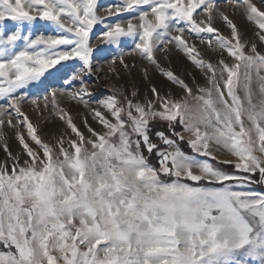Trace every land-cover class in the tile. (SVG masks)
I'll return each instance as SVG.
<instances>
[{"label":"snow or ice","instance_id":"6c2138e0","mask_svg":"<svg viewBox=\"0 0 264 264\" xmlns=\"http://www.w3.org/2000/svg\"><path fill=\"white\" fill-rule=\"evenodd\" d=\"M225 4L231 13L219 0H0V264H264V192L249 187L264 184V0ZM173 51L204 84L182 78ZM137 68L142 97L119 84ZM61 69L63 87L30 91ZM101 74L117 83L94 99L87 78ZM53 117L65 131L45 141Z\"/></svg>","mask_w":264,"mask_h":264},{"label":"rangeland","instance_id":"374dc122","mask_svg":"<svg viewBox=\"0 0 264 264\" xmlns=\"http://www.w3.org/2000/svg\"><path fill=\"white\" fill-rule=\"evenodd\" d=\"M254 2H257L258 6H259V0H254ZM98 3L102 6H107L109 4L117 3V0H98ZM219 3L221 4L222 8H225L227 12L231 13L232 10H231V8H228L226 6L225 0H219ZM117 18L120 19L121 21H126L129 17H128L127 13H121L115 17H108L105 22L106 23H114ZM234 20L237 23L238 27L245 33L246 39L247 38H254L255 26L253 24L248 22L246 20V18H244L241 15H236L234 17ZM5 23L8 26H12V24H13V22H5ZM216 26L220 27L224 34H226V35L229 34V30L221 23V21L217 20ZM102 27H103V25L94 26L93 31L96 33V36L99 35V29H101ZM34 29L42 30L39 22H37L34 25ZM25 30H27L26 26H25ZM92 42L99 45V41L95 38V36L93 37ZM197 43H198V41H197ZM257 45H258V50L264 51V45H261L258 41H257ZM126 46L127 47L132 46V41L130 38L127 39ZM198 46L203 48V46H200V45H198ZM100 47L103 51L104 50L103 46L100 45ZM106 58L107 57H102L100 55L96 56V60L100 61L101 63H103V61ZM170 60H171V66L174 67L177 70V72L182 75V78H184L190 84V86H194V84H193L191 77H189L187 75L188 72H191L192 75L196 77V83H198V84H204L205 83L204 77L201 75L200 71L198 69H196L181 53L173 51L172 55L170 56ZM66 63L70 66H75V67L79 66L78 61H76V62L69 61ZM57 67H59V66H57ZM67 71H68V69H63V71L61 73H59L58 75H56V77H52L49 80H43V83L41 85L33 86L30 89V91L32 93L43 92L46 85L50 86V87H63L64 86L63 79L66 78L63 76V73H65ZM151 79L153 80V82L158 87H160L162 89V91H167L169 88H172L174 91L176 90L175 86L167 83L162 77H160L155 72L151 73ZM87 83H88L91 91L94 93V99H101V98H104L108 95H111V88L117 82L115 81V79L110 78L107 74H101L99 76V78H97L96 76H89L87 78ZM119 84H120V86L127 87L129 89H131V87L133 85H135L136 88L139 90L141 97L145 94V90L147 88V82L144 80L143 75L140 72L139 68L134 69L131 76L125 74L124 78L119 82ZM74 87H79V85H74ZM2 102H3V100L0 99V103H2ZM65 107L70 108V110L73 114L74 120L76 121L78 126L81 128V130L85 132V135H87L88 133H87L86 129L83 127V124L81 122L82 116L86 114L84 112L82 106L76 105L75 103H73L71 105L66 104ZM24 111L29 113V115H30V117L34 123L39 121L40 118L37 117L36 114L32 112L31 108L27 104L24 105ZM44 115L48 116V113H45ZM89 124H91L92 127L99 130V125L95 121H93L90 116H89ZM160 124L161 125H157L158 129H160L161 127L162 128L166 127V125L163 124L162 122ZM42 129H43V133H44L42 138L45 141H50L55 135H58L60 132L65 131V125L62 121H59L58 119L53 117L50 120V122L44 123L42 125ZM5 132H6V136L8 138V142H9L11 150L13 152L19 151L20 146H19L18 142L16 141V139L14 138L13 131L11 129L6 128ZM181 147L184 150L187 149L188 152H190V149L188 148L186 143H182ZM153 156L154 157H153V160H151V162L156 163L155 155L153 154ZM219 158L220 159H227L229 157L226 154L221 153V154H219ZM4 159H5V153L3 151V148L0 147V162H2ZM253 179L259 180V176L257 175L255 177H253ZM259 184L260 183H253L249 187L253 191L264 192V190L257 188V186ZM260 185L264 187V184H260Z\"/></svg>","mask_w":264,"mask_h":264},{"label":"trees","instance_id":"16d2710c","mask_svg":"<svg viewBox=\"0 0 264 264\" xmlns=\"http://www.w3.org/2000/svg\"><path fill=\"white\" fill-rule=\"evenodd\" d=\"M62 71H63V69H61V71H60L59 73H61ZM59 73H54L53 75H50V76H49V75H46V77H45L43 80H49V79H51L52 77H56V75H58ZM39 85H41V84H39ZM39 85H35V86H39ZM160 123H161V122H157L156 124L153 125V140H154L155 142H157V143H160V141L156 139L155 134H154L155 131H158V130H164V129L166 128V127H165V128H162V127H161L160 129H158L157 125H161ZM181 145H182V144H181ZM185 151H188V150L185 149ZM153 157H154V156H152L150 159L153 160ZM257 188H258V189L260 188V189L264 190V187L261 186L260 184L257 186Z\"/></svg>","mask_w":264,"mask_h":264}]
</instances>
